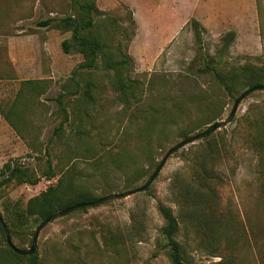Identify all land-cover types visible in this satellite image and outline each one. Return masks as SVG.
Returning a JSON list of instances; mask_svg holds the SVG:
<instances>
[{"label": "rangeland", "instance_id": "374dc122", "mask_svg": "<svg viewBox=\"0 0 264 264\" xmlns=\"http://www.w3.org/2000/svg\"><path fill=\"white\" fill-rule=\"evenodd\" d=\"M95 1L100 10L117 18V25L105 23L113 31L106 37L111 54L117 47L130 54L127 73L136 85L130 100L122 97L114 85L115 71L107 69L101 58L97 68H80L79 90L68 91L74 88L69 76L83 55L75 49L64 52L61 43L72 32L58 21L40 23L73 15L71 0H0V11L10 17L3 26L8 25L11 35L37 33L42 60L54 70L42 95L40 116L28 118L30 130L16 131L0 113V171L10 161L40 177L35 185L15 180L2 189L3 216L55 184L72 164L85 176V188L93 196L143 185L167 150L184 139L183 131L194 134L226 119L235 99L246 90L238 81L231 94L216 72L227 78L246 64L264 63V36L261 45H254L258 38H244L246 51H241L237 36L225 47V36L234 29L215 34L205 28L198 39L190 24L195 0ZM10 88L0 94L2 112L14 100L18 84ZM62 91L66 112L57 101ZM62 123L63 132L57 137L55 128ZM78 125L85 132L83 138L74 133ZM211 133L217 144L212 155L200 138L171 154L146 190L87 210L77 208L49 222L37 240L42 264H172L162 234L160 203L178 215L186 264H264V90L246 96L232 121ZM197 155L214 166L211 187L216 196H193L196 207L179 209L173 181L183 188L190 184L193 190L191 160ZM49 170L53 177L45 175ZM136 172L141 174L129 184ZM201 214L221 220L220 239L199 221ZM39 224L31 220L14 233L15 245L30 247ZM228 234L234 237V246ZM4 247L0 231V250Z\"/></svg>", "mask_w": 264, "mask_h": 264}, {"label": "trees", "instance_id": "16d2710c", "mask_svg": "<svg viewBox=\"0 0 264 264\" xmlns=\"http://www.w3.org/2000/svg\"><path fill=\"white\" fill-rule=\"evenodd\" d=\"M71 3L72 8L75 10L73 15L60 18L59 20L51 17L40 23L42 26H48L54 21H58L57 25L72 32V37L65 38L61 43L64 52L71 53L73 49H75L83 55V60L79 62L69 76L68 80L74 81V88L69 89L68 91L73 94L79 90L80 84L77 75L80 68H97L98 59L101 58L103 65L107 69H113L115 71L113 78L114 85L117 89L119 88L121 90L122 97L126 100L135 97L134 93L136 85L129 79L127 73L129 68L128 64L131 59L130 54L122 51L120 47H117L114 51L115 53L111 54V42L106 39L107 33H113V31L112 29L109 31L110 28H107L105 23L109 25H117V18L100 10L95 0H71ZM100 14H103L104 16L102 18H96V15L98 16ZM190 24L193 27L197 38L201 39L205 27L196 18H192ZM105 30L108 31L103 33ZM235 38L236 32H228L224 40L225 47L230 46ZM216 73L222 85H224L233 95V88L238 81H242L244 84L243 88L246 89L264 84V63L260 65L246 64L245 66H242L240 72L231 74L227 78L222 77L219 72ZM49 82H52V79L23 81L21 88L17 91L14 100L9 104L7 110L2 112L0 108V113L3 114L5 119L15 128L16 131L22 132L20 125L23 126L25 130H30L27 128L30 120L25 117V111L32 105L31 100H33V94L36 98L43 95V93L47 91L46 86ZM26 84L35 85L34 87H30L31 92L24 90L23 86ZM65 94L66 91H62L57 97V101L59 102L61 109L66 112ZM75 101L80 102V99L76 98ZM68 118L69 116L66 118V121ZM61 126L62 127L59 126L55 128L54 134L57 137H60L63 132V123ZM192 132V130H185L181 133V136L187 138ZM74 133L78 138L85 137V132L80 125L75 128ZM200 140L204 141L208 154L212 155L217 147L216 141L213 140L212 133L205 135ZM199 147H201V145H199ZM198 156L199 155L191 160L194 168L192 176L196 183L193 190L191 188L192 185L190 184L183 188L180 187L179 184L176 185L175 180L173 181L172 191L176 195V202L179 209L184 206L191 209L196 207L198 202L194 201L193 196L197 199L201 196L206 197L207 199L216 196L214 189L211 187V184L214 182V166L208 165L204 157L201 158ZM51 167L52 165L50 166V169ZM50 171L51 170L45 173L47 177L54 176V173ZM139 174H141V172L133 173L128 183H134L133 179ZM84 177L85 176L76 167V164H72L61 173L55 184L50 185L45 191L30 198L25 205L21 203L15 204L12 210L9 209V214L7 216H3L0 212L8 225L11 236H13L14 233L21 232L31 220L35 223H41L47 217L69 206L80 202L93 201L101 197L93 196L90 191L85 188ZM15 180L35 185L39 182L40 177L18 164H13L10 161L6 162L0 171V195L2 189ZM80 208L87 210L88 206ZM158 208L165 221L162 228V234L163 239L168 246L170 261L172 264H186L187 252L182 240L179 238L181 224L178 215L175 213L173 207L164 203H160ZM192 217L194 216L192 215ZM201 220L205 221L206 227L212 234V237L220 239L223 232L221 229V220L204 214L200 215L199 221ZM0 231L5 239L6 245V247L0 250V264H15L22 261H25L27 264H42V258L39 256L38 252L29 255L17 253L6 241L5 232L1 225ZM225 233H227L226 230ZM32 234L34 235L35 231H33ZM226 237L230 242V245L234 246V237L230 234ZM114 238L120 240L119 235L118 237L114 235ZM110 239L112 240L113 237H110ZM30 240L33 241V238ZM218 263L221 264L222 262L220 261Z\"/></svg>", "mask_w": 264, "mask_h": 264}, {"label": "crops", "instance_id": "0c3cea01", "mask_svg": "<svg viewBox=\"0 0 264 264\" xmlns=\"http://www.w3.org/2000/svg\"><path fill=\"white\" fill-rule=\"evenodd\" d=\"M195 2L197 7L194 18L209 31L221 34L234 29L237 40L239 43L241 41V51H246L248 46L244 38H258L255 39L254 45H261V37L264 36L262 33L264 0H195ZM9 19V13L0 11V94L10 92V85L18 84V91L22 82L26 80L54 79V70L42 60L40 36L35 32L11 35L8 25L4 27L2 24ZM34 86L26 84L23 87L25 91L31 92L30 87ZM31 101L32 105L25 111L26 118H34L41 114L42 95L36 98L33 94ZM20 127L21 131L25 130L23 126Z\"/></svg>", "mask_w": 264, "mask_h": 264}, {"label": "water", "instance_id": "95a60500", "mask_svg": "<svg viewBox=\"0 0 264 264\" xmlns=\"http://www.w3.org/2000/svg\"><path fill=\"white\" fill-rule=\"evenodd\" d=\"M255 90H264V84L261 85H256L253 87H250L248 89H246L244 92H242L234 101V105L233 108L231 110V113L229 114V116L224 119V120H218L212 124H210L205 130L196 132L194 134H191L190 136H188L187 138H184L183 140L179 141L178 143L174 144L173 146H171L165 156L163 157V159L161 160V162L158 164L157 168L154 170V172L151 174V176L148 178V180L141 186L130 189V190H126V191H122V192H112L109 194H106L104 196L99 197L96 200L93 201H89V202H80L77 204H74L72 206H69L63 210H60L58 212H56L55 214L47 217L45 220H43L36 228L35 230V234L33 236V241L30 247L27 248H19L18 246L15 245V243L12 240V236L10 233V230L8 228V225L6 224L3 216L0 214V225L2 226L4 232H5V236H6V241L8 242V244L12 247L13 250H15L17 253L22 254V255H29V254H33L37 251V240H38V236L40 231L51 221H53L55 218L59 217V216H63L65 214H67L68 212L83 207V206H94V205H99L101 203H104L106 201L109 200H113V199H117V198H123L126 196H129L131 194H134L136 192H140V191H144L146 190L149 185L153 182V180L156 178L157 174L159 173V171L161 170V168L163 167L164 163L166 162V160L169 158V156L171 154H173L176 150L180 149L181 147L185 146L188 143L194 142L200 138H202L203 136L214 132L215 130H217L218 128H221L223 126H226L227 124H229L232 119L234 118L235 114H236V110L239 106V104L241 103V101L248 96L251 92L255 91Z\"/></svg>", "mask_w": 264, "mask_h": 264}]
</instances>
